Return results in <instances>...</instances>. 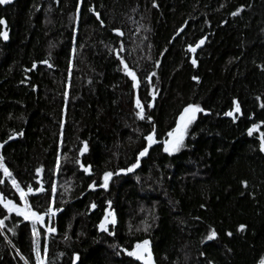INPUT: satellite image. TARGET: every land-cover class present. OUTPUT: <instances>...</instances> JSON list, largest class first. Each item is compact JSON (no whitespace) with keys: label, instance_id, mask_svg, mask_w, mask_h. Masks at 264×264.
<instances>
[{"label":"trees","instance_id":"trees-1","mask_svg":"<svg viewBox=\"0 0 264 264\" xmlns=\"http://www.w3.org/2000/svg\"><path fill=\"white\" fill-rule=\"evenodd\" d=\"M0 19V194L53 209L44 264H139L145 239L157 264L264 261V0H18ZM189 104L204 111L168 154ZM0 220V264H37L32 221Z\"/></svg>","mask_w":264,"mask_h":264},{"label":"snow or ice","instance_id":"snow-or-ice-1","mask_svg":"<svg viewBox=\"0 0 264 264\" xmlns=\"http://www.w3.org/2000/svg\"><path fill=\"white\" fill-rule=\"evenodd\" d=\"M10 2H11V0H0V4H7ZM233 15H236V13H233ZM4 23H5V21L3 19H0V25H2ZM0 36H3V39H5V40H7V38H8L6 31L3 33H0ZM203 43H204V40L201 39L198 42V44H196L195 47L190 45L189 50L194 53L196 50V47H199ZM192 63L193 64L196 63L195 59L192 60ZM125 71L127 72V74L129 76H131L133 81H136L137 77H136L135 73L132 72L130 69H128L127 65H125ZM194 79H196V78L194 77ZM136 103H137V107L140 108V112L137 113V115H139L141 119H144L145 118L143 115L144 109L141 106L139 99H137ZM149 106H151V105H149ZM261 107H264V104H262ZM203 111H204V109H202L199 105H196V104H189L182 110V112L179 115V118H178V121L176 123L175 128H173L171 131H169L167 133L168 138L165 139L164 141H162L164 152H166L168 154H172L174 152H178L184 146V140H185L186 136L188 135V129H189L190 125L195 121V119L197 117V113L203 112ZM234 111L240 112V106L238 103H235ZM225 115L233 117L234 120L236 118L233 115V111L226 112ZM147 119L149 121H151V117H147ZM258 127H259L258 125H253V127L248 130L249 135H252L254 130H258ZM21 135H22V133H21ZM155 137H156V132H155V127L153 126L152 131L145 137V140L147 141V146L144 147L138 153V157H137L136 161L134 163H132L130 167H128L127 169H122L121 171L132 172L135 168H137L139 166V162H140L139 158L144 157L148 153L149 148L153 144L158 142ZM259 138H260V150L264 151V132L260 133ZM86 147L87 146L85 145L84 150H86ZM81 166L83 167V165H81ZM0 169L3 170L5 175H7L9 177L11 176V173L3 165V157L2 156H0ZM84 170H85V172H87L89 170V168H84ZM37 171L39 172L40 170L38 169ZM112 175H113L112 172H105L103 174V184L101 185L102 187H104V188L108 187V181L112 177ZM11 182H12V185L17 188V191H19L21 200H24L25 196H26L24 189H21L19 187V185L17 184V182L14 178L12 179ZM0 183H2V181H0ZM27 191L29 193L32 192V188L28 187ZM52 191L54 192L55 189L53 188ZM0 204H2L3 207L8 210V212H10V213L15 212L17 216H23L25 220H31L32 221V233H33V236L36 238V239H34V245H35V251H36V261H37V264H44V261L41 258V254H40V250H39L40 244H39V239H38L39 232L37 231V224H43L45 214L49 215V217L52 214H54L53 209L48 208V209H46V212L42 214L38 211H33L29 206H27V204L25 205L24 208H20L15 203H13V201H11V200L5 201V198L2 196V194H0ZM92 207H95V205H92ZM109 215H111V213L106 214L104 217V221H102L100 224V228L103 231H108V229L106 227V222L108 221ZM112 222L115 223V220L113 219ZM2 227H4V221L0 220V228H2ZM241 227H243V226H241ZM47 231L52 232V231H55V229L49 227L47 229ZM215 235H216V233L213 231V232H211V234L208 238L211 239ZM148 245H149V241L146 239L143 240L142 242H138L132 251L127 252V255H129L131 257H135L137 260L142 261L143 264H152V256H151V252L149 250ZM45 255H46V248H45ZM26 264H27V262H26ZM261 264H264V261H262Z\"/></svg>","mask_w":264,"mask_h":264},{"label":"water","instance_id":"water-1","mask_svg":"<svg viewBox=\"0 0 264 264\" xmlns=\"http://www.w3.org/2000/svg\"><path fill=\"white\" fill-rule=\"evenodd\" d=\"M18 0H11V2L10 3H7V4H0V7H2V8H6V7H8V6H12L13 4H15L16 2H17ZM41 191V189L38 191V192H40ZM37 192V193H38ZM33 192H28V194L30 195V194H32ZM36 193V194H37ZM148 247H149V250H150V252H151V256H152V264H157L156 263V258H155V255H154V253H153V250H152V248H151V246L150 245H148ZM134 258V260L136 261V262H138L139 264H143V262L142 261H139V260H137L135 257H133ZM78 263V257L76 256L75 257V259H74V263L73 264H77Z\"/></svg>","mask_w":264,"mask_h":264},{"label":"rangeland","instance_id":"rangeland-1","mask_svg":"<svg viewBox=\"0 0 264 264\" xmlns=\"http://www.w3.org/2000/svg\"><path fill=\"white\" fill-rule=\"evenodd\" d=\"M233 115H234V114H233ZM258 126H259V127H258V129H259V131H258L259 134L262 133V132H264V124H260V125H258ZM255 131H257V130H255ZM108 213H111V215L108 216V221L106 222V227H107V228H108L109 225L113 224V222H112L113 219L115 220L113 213L110 212V211H109ZM108 213H107V214H108ZM103 221H104V220H103ZM100 229H101V228H100ZM101 230H102V229H101ZM42 260H43V259H42Z\"/></svg>","mask_w":264,"mask_h":264}]
</instances>
